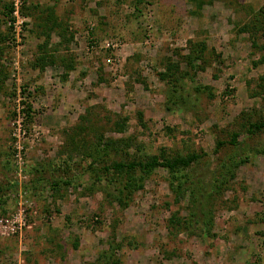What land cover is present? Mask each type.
<instances>
[{"label":"rangeland","instance_id":"rangeland-1","mask_svg":"<svg viewBox=\"0 0 264 264\" xmlns=\"http://www.w3.org/2000/svg\"><path fill=\"white\" fill-rule=\"evenodd\" d=\"M261 15L264 0H0V264H264V131L245 129L264 121V32L243 29ZM192 152L197 217L165 169L130 191L139 173L106 170Z\"/></svg>","mask_w":264,"mask_h":264},{"label":"trees","instance_id":"trees-1","mask_svg":"<svg viewBox=\"0 0 264 264\" xmlns=\"http://www.w3.org/2000/svg\"><path fill=\"white\" fill-rule=\"evenodd\" d=\"M8 12L6 14L10 13L11 7H7ZM259 19H251L249 22H247L246 26L244 25L243 29H246L248 32H251L253 35L255 33H258L260 30H263L264 32V15L259 16ZM263 24V26L261 25ZM196 60H199L202 58L204 55L205 47L203 44H197L196 46ZM37 64L43 65V62L49 63L51 60H48L47 57L40 56L37 59ZM187 62L192 63L190 56H187ZM178 66H172L169 65L166 67V70L164 73H160L159 76L161 77L162 80H165L167 78V83L171 85V82L168 78L171 79V74L170 72L173 69H177ZM173 93L177 92L176 87L177 84L180 82V76H176L175 78L173 77ZM263 79V78H261ZM199 90L198 88H196ZM205 90H209L208 87L204 88ZM27 91L26 86L21 87V93L24 95ZM182 99V97L180 98ZM173 103H177V99L172 100ZM21 109L20 113L23 119V125L27 124L28 122L31 121L32 119V114H33V106L32 103L29 102L28 100H22L21 101ZM246 131L249 134H254L256 132L264 131V121L261 122H248L245 127ZM239 132H233L231 135V142H235V139L238 137ZM222 143H218V145H221ZM202 156L198 153L192 152L188 153L186 155H176L172 157H168L162 153L159 156H151L145 160H140V161H127V162H112L106 170H109L110 168L113 169L114 172L121 174V173H126V174H135L139 173L138 178L134 177H129V180L127 181V184L123 187L125 190L130 191L129 189H135V188H142V183L144 179L157 167H161L165 169L170 178H171V191L174 193L175 199L179 200L181 197L185 196L186 194L189 197V201L191 205L193 206V210H189V216L192 217L195 215L197 217L198 214V205L200 208L201 206V201L198 198V189L195 186V182L191 181L190 175L187 174L186 172L184 173V170H188L189 168L192 167L194 163H196ZM237 164V163H233ZM120 200V199H119ZM208 217V216H207ZM174 221V220H171ZM179 223H173V225L176 227Z\"/></svg>","mask_w":264,"mask_h":264}]
</instances>
